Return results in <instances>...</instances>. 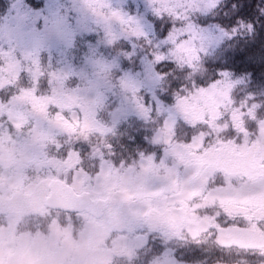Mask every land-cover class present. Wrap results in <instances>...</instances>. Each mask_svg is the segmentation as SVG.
Segmentation results:
<instances>
[{"label":"rangeland","instance_id":"rangeland-1","mask_svg":"<svg viewBox=\"0 0 264 264\" xmlns=\"http://www.w3.org/2000/svg\"><path fill=\"white\" fill-rule=\"evenodd\" d=\"M9 1L0 94L21 76L29 85L0 96V264H228L224 255L240 250L264 264V110L239 107L241 79L188 90L157 71L171 57L196 73L222 38L194 23L213 0H168L179 29L159 41L146 19L152 0ZM144 29L149 36L136 35ZM121 42L137 68L113 77L103 50ZM229 129L241 138L229 139ZM185 133L194 135L184 141ZM50 179L110 208L100 220L52 213ZM210 229L197 256L172 257L170 244L194 245Z\"/></svg>","mask_w":264,"mask_h":264},{"label":"trees","instance_id":"trees-1","mask_svg":"<svg viewBox=\"0 0 264 264\" xmlns=\"http://www.w3.org/2000/svg\"><path fill=\"white\" fill-rule=\"evenodd\" d=\"M24 2L30 8L41 7V3L37 4L34 0H24ZM215 3L216 7L214 9H204L202 13L194 18V23L197 27L214 30L215 33L212 32L216 35L217 32H219V34L227 33L228 35H222V38L220 37L215 43V46L213 45V50H211L208 55H204L201 58L196 73H193L191 70L185 72V68L179 66L177 72L174 73L172 77H169V79L175 80V83L172 84L173 87L187 86L188 90H191L192 87H195L193 89H207L211 83H220L229 78L241 79V89L236 95V99L241 102L239 107L242 110H250L254 105H259L257 111L258 115L255 116L261 117L260 113L264 110V0H217ZM10 4L11 1L9 0H0V14H4L11 6ZM150 16L151 15L146 19L150 24H153L154 36L158 38L157 41L166 38L167 34L160 35V33L156 31V23L153 22L155 17L152 18ZM169 19L172 21L171 18ZM173 29L176 30L179 29V27H175L172 23L169 31L171 32ZM75 45L72 48V53L77 55L79 52L78 42ZM144 46H146V50L149 49L146 44H144ZM129 51L130 45L126 42L117 43L115 46L103 50V55L106 58L104 65H107L109 61L115 63L113 71H111L112 74L110 75L114 77L115 74H123L127 70H136L137 61L133 63L132 56L129 57ZM167 62L169 64L178 65L172 59ZM157 71L162 75L159 68H157ZM45 74L44 72V77ZM44 77L41 84L47 85L46 83L49 77ZM22 80L24 79L21 76V78L18 79L12 87L8 88L7 91H1L2 93L0 96L3 97L6 94H13L14 91L16 92L24 85H29V83L23 82ZM70 81L78 83L79 80L78 78H71ZM165 82L166 80L164 78L163 84H165ZM55 83L57 84V82ZM80 84L82 85V82ZM41 87L42 85L39 86L38 95L41 94ZM55 87L59 90L57 86ZM171 92L173 91L171 90L170 94H172ZM257 123L258 122H251L248 124L246 133L249 136L252 135ZM178 129L180 128L178 127ZM185 135L188 136L189 134L185 133ZM193 135L192 133L187 138L184 137V141L189 140ZM238 135L239 137L241 136V134L231 129L227 131L229 139H236L234 136ZM214 177L216 184H219L220 182L218 181L221 179V174H215ZM60 219L63 222V219ZM213 234V230H211L210 234L206 235L203 239L198 238L196 241L194 240V245L189 244V238H184L185 240L177 245H169V248L175 249L172 257L175 260L178 259V261L182 258L185 262H188V258L197 256V254L203 251V248H207L203 246L213 241ZM239 252L241 254L236 256L235 254L232 256L224 255V262L228 264L259 263L256 260L257 252H245L243 250ZM154 255L155 254H153V257Z\"/></svg>","mask_w":264,"mask_h":264},{"label":"water","instance_id":"water-1","mask_svg":"<svg viewBox=\"0 0 264 264\" xmlns=\"http://www.w3.org/2000/svg\"><path fill=\"white\" fill-rule=\"evenodd\" d=\"M48 189L49 194L44 200V205L50 210L67 213L87 212L100 219L109 207L108 201L92 199L88 192L77 194L71 186L60 180H52Z\"/></svg>","mask_w":264,"mask_h":264},{"label":"clouds","instance_id":"clouds-1","mask_svg":"<svg viewBox=\"0 0 264 264\" xmlns=\"http://www.w3.org/2000/svg\"><path fill=\"white\" fill-rule=\"evenodd\" d=\"M168 0H152V4L154 7L158 8L161 13H163V16L161 17H155L154 23L158 24L160 27V31L163 32L164 28H170L172 25V21L168 18L167 12L165 11L166 6H167ZM141 43H144L141 41ZM155 47L148 49L149 52L155 51ZM171 57H169V60ZM159 70L161 71L163 77L165 78L166 82L171 86L172 84L175 83L174 79H169V77H172L174 73L177 72V69L179 68V65L176 64H169L167 61L162 62L161 64L158 65ZM185 72L188 71V69H184ZM143 101L145 103L148 102L149 97L147 95H143Z\"/></svg>","mask_w":264,"mask_h":264},{"label":"snow or ice","instance_id":"snow-or-ice-1","mask_svg":"<svg viewBox=\"0 0 264 264\" xmlns=\"http://www.w3.org/2000/svg\"><path fill=\"white\" fill-rule=\"evenodd\" d=\"M215 7H216V3H215V0H213V3L210 5V9H214ZM150 11H151L152 16H154V17H161V11L158 8L152 7V8H150ZM155 27H156V31L159 32L160 35L167 34L168 37H169V39H173L172 38V35H171V33H170V31H169V29L167 27L163 29V32L160 31V27H159L158 24H156ZM136 35L147 37V36H149V33L144 29L143 31H138L136 33ZM222 35H228V34L227 33H222ZM153 59L155 61H162L163 60V57L156 56Z\"/></svg>","mask_w":264,"mask_h":264}]
</instances>
